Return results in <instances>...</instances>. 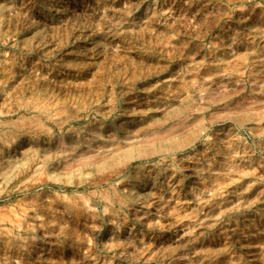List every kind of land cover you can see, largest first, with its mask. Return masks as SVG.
Instances as JSON below:
<instances>
[{"label":"rangeland","instance_id":"rangeland-1","mask_svg":"<svg viewBox=\"0 0 264 264\" xmlns=\"http://www.w3.org/2000/svg\"><path fill=\"white\" fill-rule=\"evenodd\" d=\"M260 228L264 0H0V264H264Z\"/></svg>","mask_w":264,"mask_h":264},{"label":"bare ground","instance_id":"bare-ground-1","mask_svg":"<svg viewBox=\"0 0 264 264\" xmlns=\"http://www.w3.org/2000/svg\"><path fill=\"white\" fill-rule=\"evenodd\" d=\"M231 222H232V221H231ZM232 223H233V222H232ZM232 223H230V224H232ZM236 224H237V223H236ZM260 224H261V223H260ZM233 225H234V224H233ZM262 225H263V222H262ZM252 228H253V227H252ZM256 228H257V227H256ZM256 228H254V230H255ZM261 228H262V227H261ZM261 228H260V229H261ZM234 229H235V228H234ZM257 229H258V228H257ZM222 230H223V229H222ZM225 230H226V229H225ZM235 230H236V229H235ZM244 230H245V229H244ZM261 230H262V229H261ZM262 231H264V229H263ZM231 232H232V231H231ZM243 232H245V231H243ZM216 233H217V232H216ZM227 233H228V232H227ZM246 233H247V232H246ZM255 233H256V232H255ZM211 234H212V233H211ZM236 234H237V233H236ZM259 234H260V233H259ZM218 235H219V234H218ZM228 235H229V234H228ZM228 235H227V236H228ZM243 236H244V235H243ZM258 236H259V235H258ZM213 237H214V236H213ZM218 237H219V236H218ZM223 237H224V236H223ZM259 237H261V234H260ZM252 238H253V237H252ZM252 238H251V239H252ZM255 238H256V237H255ZM218 239H219V238H218ZM220 239H221V238H220ZM220 239H219V240H220ZM241 239H242V238H241ZM241 239H240V241H241ZM257 239H258V238H257ZM208 240H209V239H208ZM226 240H227V239H226ZM243 240H245V239H243ZM243 240H242V241H243ZM258 240H259V239H258ZM242 241H241V242H242ZM245 241H246V240H245ZM248 241H250V240H248ZM251 241H253V240H251ZM251 241H250V242H251ZM255 241H256V240H255ZM262 241H264V240H262ZM204 242H205V241H204ZM204 242H203V243H204ZM215 242H216V241H215ZM220 242H222V241L220 240ZM226 242H227V241H226ZM226 242H225V243H226ZM228 242H229V240H228ZM253 242H254V241H253ZM259 243H260V242H259ZM262 243H263V242H262ZM212 244H213V243H212ZM244 244H245V243H244ZM247 244H248V243H247ZM245 245H246V244H245ZM213 246H214V245H213ZM213 246H212V247H213ZM229 246H230V245H229ZM246 246L249 247V245H246ZM200 247H201V246H200ZM204 247H205V246H204ZM208 247H210V246H208ZM212 247H211V248H212ZM230 247H231V246H230ZM248 247H246V249H247ZM227 248H228V247H227ZM242 248H243V247H242ZM244 249H245V248H244ZM244 249H243V250H244ZM249 249H250V248H249ZM218 250H219V249H218ZM224 250H225V249H224ZM252 250L254 251V249H252ZM252 250H251V251H252ZM214 251H215V250H214ZM231 251H232V249H231ZM257 251H259V250H257ZM228 252H229V251H228ZM232 253H233V251H232ZM254 253H255V252H254ZM260 253H262V251H260ZM260 253H259L258 255H260ZM263 254H264V253H263ZM234 255H235V254H234ZM249 255H250V254H249ZM251 256H252V255H251ZM197 257H198V256H197ZM249 257H250V256H249ZM232 258H233V257H232ZM232 258H231V259H232ZM256 259H257V258H256ZM214 261H215V260H214ZM214 261H213V262H214ZM215 262H216V261H215ZM215 262H214V263H215ZM227 262H228V261H227ZM257 262H258V261H257ZM257 262H256V263H257ZM199 263H200V262H199ZM219 263H220V262H219ZM225 263H226V262H225ZM177 264H178V263H177ZM201 264H202V263H201ZM204 264H205V263H204ZM220 264H221V263H220ZM235 264H236V263H235Z\"/></svg>","mask_w":264,"mask_h":264}]
</instances>
